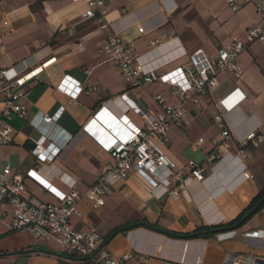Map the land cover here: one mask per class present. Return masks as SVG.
I'll list each match as a JSON object with an SVG mask.
<instances>
[{"label": "crops", "instance_id": "obj_1", "mask_svg": "<svg viewBox=\"0 0 264 264\" xmlns=\"http://www.w3.org/2000/svg\"><path fill=\"white\" fill-rule=\"evenodd\" d=\"M105 2L107 28L103 29L98 18L85 17V1L0 0V68L21 70L28 64L29 73L40 70L26 85V116L6 119L14 133L11 143L0 145V171L10 164L14 174L23 178L28 194L43 203H57L59 194H69L73 188L84 192L96 184L103 167L112 161L107 146L126 132L121 127L119 132L109 131L113 119L126 115L131 124L143 126L123 96L153 114L161 112L157 95L167 102L176 101L167 84H126L119 68L100 52L115 34L134 42L137 56L148 52L155 40L165 42L166 36L174 34L187 56L163 68L159 73L163 75L186 64L198 51L208 59L216 57L234 38L260 22L253 6L234 13L227 0ZM140 28L145 29L143 34ZM237 63L242 75L219 74L207 98L200 105L188 106L187 126H172L169 143L163 147L181 171L195 160L205 166L209 179L192 182L188 197L175 201L152 196L145 183L132 177L116 184L101 208L82 201V216L70 220L74 228H97L109 237L108 249L115 258L132 255L122 264H194L197 259L225 264L229 255L264 258V209L239 229L209 239H178L143 226L121 231L148 224L170 233L190 234L227 224L264 188V143L245 147L244 157L235 143L264 124V43L251 45ZM61 109L64 112L55 124L43 122V115L53 116ZM217 116L223 117L233 138L211 167L206 156L215 150L213 140H223ZM41 138H45L43 149L48 156L58 150L54 159L41 161L33 155ZM245 173L252 178L247 179ZM12 217V208L5 205L0 219V264H84L63 256L55 242L13 232ZM114 230L120 231L111 237ZM249 233L259 234L247 238Z\"/></svg>", "mask_w": 264, "mask_h": 264}, {"label": "built area", "instance_id": "obj_2", "mask_svg": "<svg viewBox=\"0 0 264 264\" xmlns=\"http://www.w3.org/2000/svg\"><path fill=\"white\" fill-rule=\"evenodd\" d=\"M73 1H85L87 5L85 17L98 18L103 23L107 14L105 0ZM227 5L234 13L246 6H253L260 22L248 28L242 36L234 38L229 46L218 52L216 57L208 59L202 51H198L190 56L186 64L163 75L159 74L163 68L187 56L174 34L166 36L165 42L155 40L151 44V49L140 56L135 54V43L119 34H115L103 45L101 54L119 68L129 87L155 82L167 84L171 87L175 103L167 102L165 97L157 95L155 101L160 106L161 112L153 114L129 102L130 100L123 96L122 100L128 105V110L138 114L144 121L143 126L131 124L126 119V115L113 119L107 126L109 131H117L121 127L126 132L121 140L115 139L106 148L112 161L103 167L96 184L84 192L73 188L69 194H59L57 203H43L33 199L28 194L23 178L14 174L11 165L8 164L0 171V219L3 217V207L10 206L13 213L11 223L13 232L29 233L35 240L55 242L62 254L75 256V260L84 264H122L132 258L131 254L115 258L108 249L106 236L97 228L89 227L80 231L73 227L70 220L82 216L79 209L82 201L92 202L95 208H101L105 205V199L113 194L116 184L132 177L145 183L152 196L158 199L168 197L175 201L188 197V188L192 182L204 183L209 179L206 176L205 166L195 160H190L187 170L181 171L167 158L163 147L169 143L168 132L172 126L180 128L187 126L188 106L200 105L207 98L217 85V76L225 73L240 77L242 70L237 63L239 56L251 45L264 43V0H227ZM102 28H107V25L103 23ZM144 31V28L139 29L141 34ZM28 70V64L21 70L0 68L2 97L0 145L13 141L14 132L6 119L10 116L24 118L27 114L29 92L26 85L40 71L37 69L29 73ZM235 104L236 102L228 109L231 110ZM63 112L64 110L61 109L53 116L43 115L42 120L45 124H55ZM215 121L222 130L223 140H213L215 150L206 156V161L211 167L220 161L222 148H228L227 142L233 138L222 116L215 117ZM44 142L45 138L38 141L33 155L41 161L54 159L58 150L54 152V156H48L43 149ZM202 143L203 140H199V145ZM235 143L240 147L239 155L244 157L245 147L264 143V124L245 138H237ZM29 175H32V172ZM244 176L247 179L252 178L248 173ZM51 189L48 188L52 191ZM215 193L214 191L210 195V204H213ZM258 234L249 233L246 237L255 238ZM194 264L206 263L202 259H197ZM225 264H264V258L229 255Z\"/></svg>", "mask_w": 264, "mask_h": 264}, {"label": "trees", "instance_id": "obj_3", "mask_svg": "<svg viewBox=\"0 0 264 264\" xmlns=\"http://www.w3.org/2000/svg\"><path fill=\"white\" fill-rule=\"evenodd\" d=\"M264 209V188L259 191V193L256 195V197L251 201L249 206L233 221L227 223V224H220L210 227H203L198 230H196L193 233L190 234H176V233H170L167 231L160 230L156 226L148 225V224H135L128 226L121 231L129 230L132 228H137L140 226L146 227L149 230L157 231L163 234H166L168 236L178 238V239H184V240H194V239H209L213 237L216 234L219 233H225L230 232L239 229L244 224H246L250 219L253 218L255 214L262 211ZM120 230H114L111 234V237L114 236L116 233H118ZM109 239V237L107 238ZM63 256H66L65 254H62ZM61 255V256H62ZM70 259H75V256H67Z\"/></svg>", "mask_w": 264, "mask_h": 264}]
</instances>
